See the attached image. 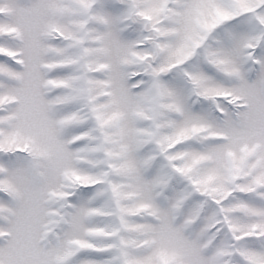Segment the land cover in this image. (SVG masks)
Wrapping results in <instances>:
<instances>
[{"label":"snow or ice","instance_id":"6c2138e0","mask_svg":"<svg viewBox=\"0 0 264 264\" xmlns=\"http://www.w3.org/2000/svg\"><path fill=\"white\" fill-rule=\"evenodd\" d=\"M0 264H264V0H0Z\"/></svg>","mask_w":264,"mask_h":264}]
</instances>
